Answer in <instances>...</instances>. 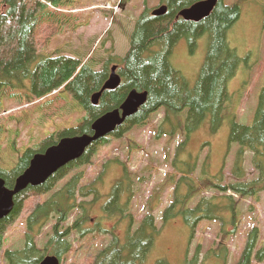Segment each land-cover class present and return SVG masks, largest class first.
<instances>
[{"label": "trees", "instance_id": "1", "mask_svg": "<svg viewBox=\"0 0 264 264\" xmlns=\"http://www.w3.org/2000/svg\"><path fill=\"white\" fill-rule=\"evenodd\" d=\"M200 1L203 0H160L158 6L167 7L162 16H153L152 10L146 8L136 19L129 35V48L125 56L121 59L110 56L98 71L90 63L82 64L76 58L48 56L40 51L41 45L47 46L54 35L72 22V18L58 11L67 8L70 0L0 1V115L4 112L2 98L34 104L41 110L43 119L55 116L59 109L67 111L73 106L67 105L72 100L84 113L77 127L41 138L33 149L24 150L11 170L3 169L0 163V178L6 188L13 189L17 177L26 171L35 155L43 154L64 138L91 135L92 124L105 114L119 109L130 91L146 93L144 105L112 134L93 143L82 157L59 170L42 185L29 186L14 197L11 213L0 221V250L6 241V231L22 214L25 215L24 244L20 250L4 251L7 264H39L47 256L63 260L73 251L71 237L79 241L90 235L109 236V241L89 264L144 263L160 233L155 226V208H150L133 228V217L129 213L134 199L133 181L125 164H120L122 176L112 187L109 201L102 207V217L90 228L86 227L91 221L90 212L100 199L97 183H102L111 163L105 164L92 182L84 180L85 169L92 166L93 159L105 147L133 128L144 126L151 115L159 110L163 111L164 118L156 132L158 138L164 135L172 139L177 130H185V143L204 120H210L212 129L221 125V114L230 100L227 85L240 64L235 50L227 42V32L240 18V6H229L223 0H218L209 16L198 23L180 18L181 10ZM78 28V25L72 26L71 31ZM201 37L207 41L206 53L198 78L190 86L185 77L171 66L170 58L178 41L184 39L189 46H193ZM112 65L117 66L121 83L112 91H103L97 105H93L91 97L101 91ZM65 94L70 96V101H67ZM39 100L42 101L35 105ZM182 116L184 125L180 119ZM2 132L5 131L0 125V134ZM232 145L237 146L231 170L235 182L221 185V172L217 178H204L202 182L205 190L222 193L219 200L223 202H216L214 196L210 199L203 197L193 209H185L191 193L180 197L175 189L172 203L162 213V227L182 215L190 227L192 239L195 226L203 219L224 224L220 213L225 208L230 210V223L236 227L237 202L225 194L230 192L239 199H258L264 192V89L258 96L252 123L242 125L231 122L228 150ZM11 148L14 150V146ZM134 148L139 147L134 144ZM246 153L252 155L251 163L258 174L256 179L249 182L245 181L243 168ZM194 168L193 165L188 175L194 174ZM153 197L157 198L156 195ZM88 198L90 200L86 201ZM76 211L78 214L67 225ZM113 217L117 218L114 227L125 221L122 234L115 235L113 224L110 229L105 227V222ZM51 221V234L47 235L46 242L40 248L37 238ZM257 238V229L248 234L237 264H251L253 254L254 260H264V246L254 253ZM199 252L200 245L190 259L185 258L183 264H201ZM155 264L170 263L161 259Z\"/></svg>", "mask_w": 264, "mask_h": 264}, {"label": "rangeland", "instance_id": "2", "mask_svg": "<svg viewBox=\"0 0 264 264\" xmlns=\"http://www.w3.org/2000/svg\"><path fill=\"white\" fill-rule=\"evenodd\" d=\"M70 1L67 8L57 10L72 18V22L67 23L60 33L54 35L47 46L41 45L40 51L48 56L62 55L76 58L82 64L90 63L95 71L100 70L110 56L123 58L129 48V35L140 13L146 8L154 10L160 7V0ZM223 2L229 6H240V18L227 32L228 45L235 50L240 64L235 76L227 85L230 100L221 114V125L212 129L210 120H204L185 143V130H177L172 139L164 135L158 138L156 132L164 118L163 111L159 110L151 115L144 126L133 128L124 133L122 138L105 147L93 159L92 166L85 169L84 180L92 182L103 170V166L111 163L102 183H97L100 199L95 202L90 212L91 221L86 227L90 228L102 217V207L109 201L112 187L122 176L120 164H125L127 171L131 173L130 180L133 181L134 199L129 209L133 217V228L148 214L150 208H155L153 216L160 233L143 264H155L161 259L170 264H183L186 257L190 259L193 256L199 245L201 264H237L247 236L254 229L258 231L254 253L264 246V192L258 199H239L230 192L225 194L237 202L236 227L230 223L231 212L228 208L220 213L224 224L203 219L195 226L192 239L190 227L184 222L182 215L162 227V213L172 203L175 189L180 197L191 193L184 205L185 209H193L203 197L210 199L214 196L216 202H223L219 200V197L223 196L222 193L205 190L202 182L204 178H217L220 172L223 174L221 185L235 182L231 170L237 146L232 145L228 150L230 125L232 121L242 125L252 123L258 96L264 89V0ZM77 25L79 28L72 32V26ZM206 44L205 37L196 40L193 46H189L187 41L182 39L173 49L170 64L185 77L190 86L195 84L200 73ZM65 96L67 101H70V96ZM41 101H36L35 105ZM1 102L4 112L0 115V125L5 132L0 134V163L7 171L16 165L24 150L33 149L39 139L75 128L84 117L81 107L75 105L73 100L67 104H73L67 111L64 108L59 109L50 119L41 118L42 112L33 106L34 104L27 105L4 98ZM184 116L180 117L183 125ZM134 144L139 148H134ZM11 146H14V150H11ZM251 159L252 155L246 153L243 168L245 181L248 182L258 176ZM193 165L194 174L188 175ZM182 177L184 179L178 182ZM154 195L157 198H154ZM89 200L90 198L86 199ZM24 211L26 214V210ZM76 214L78 211L73 213L67 225L73 221ZM24 216L22 214L5 233L6 241L0 250V264H7L3 257L5 250L22 249ZM116 221L117 218L113 217L111 221L105 222V227L110 229L112 224L114 227ZM51 225L52 221L42 229L37 238L38 247L41 248L47 240V235L50 236ZM125 227V221L114 227L115 235L122 234ZM74 239L71 237L73 251L61 264H89L92 257L108 244L109 236L90 235L83 240ZM252 258L251 264H264V260H254V254Z\"/></svg>", "mask_w": 264, "mask_h": 264}, {"label": "water", "instance_id": "3", "mask_svg": "<svg viewBox=\"0 0 264 264\" xmlns=\"http://www.w3.org/2000/svg\"><path fill=\"white\" fill-rule=\"evenodd\" d=\"M218 0H203L189 8L180 11L179 16L184 21L198 23L207 18L214 9ZM166 6H161L152 11L153 16H162ZM120 77L116 73V66H112L107 81L100 92L91 97V103L97 105L103 91H112L120 85ZM146 93L130 91L119 109L97 119L91 126V135H82L64 138L56 145L48 148L43 154L35 155L26 171L15 181L13 189L5 187V182L0 178V221L7 217L13 209L14 197L27 187H37L45 183L52 175L68 164L78 160L96 141L112 134L127 118L133 116L144 105ZM39 264H60L54 256H47Z\"/></svg>", "mask_w": 264, "mask_h": 264}]
</instances>
